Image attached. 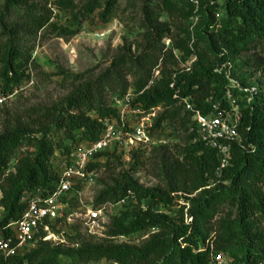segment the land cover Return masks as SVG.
Listing matches in <instances>:
<instances>
[{"label": "trees", "instance_id": "trees-1", "mask_svg": "<svg viewBox=\"0 0 264 264\" xmlns=\"http://www.w3.org/2000/svg\"><path fill=\"white\" fill-rule=\"evenodd\" d=\"M117 1L86 0L77 8L73 0H0L1 96L12 95L35 68L24 41L41 32L69 39L88 19L106 24ZM193 1L196 8L188 0H140L138 41L123 39L97 75L60 70L56 75L69 89L61 100L11 114L0 108V239L12 235L9 225L25 208L21 198L36 191L49 196L62 159L95 143L104 125L116 122L113 99L129 94L134 108H158L149 128L152 136L162 125L176 131L171 146H154L146 155L149 147L131 150L128 170L115 150L98 153L87 164L86 173L102 169L112 177L90 208L126 203L109 218L104 238L87 236L91 242L69 246L35 241L22 254H0V264H58L59 258L70 264H209L217 253L230 264H264V0H222L217 26L214 0ZM53 10L67 13L72 22L52 23ZM195 17L202 22L193 40ZM226 72L240 90L229 89ZM249 88L252 93L243 91ZM226 89L238 109V141L230 144L228 164L217 173L214 150L197 141L191 113L179 102L186 99L194 112L206 114ZM143 169L156 186L143 188L132 178ZM245 185L260 193L254 195ZM79 188L62 198L70 212L75 207L67 196ZM218 216L214 228L207 229ZM61 220L51 227L56 235ZM148 230L155 233L139 247L112 242Z\"/></svg>", "mask_w": 264, "mask_h": 264}, {"label": "rangeland", "instance_id": "rangeland-1", "mask_svg": "<svg viewBox=\"0 0 264 264\" xmlns=\"http://www.w3.org/2000/svg\"><path fill=\"white\" fill-rule=\"evenodd\" d=\"M85 1L73 0V4L78 8ZM213 3L217 7L213 13V20L217 26L222 19V0H214ZM139 7L140 0H118L114 16L106 24L100 23L95 18L88 19L79 22L77 34L69 39H58L45 32H41L35 38L24 41L26 42L25 47L31 48L30 58L34 62L35 68L31 69L29 80L21 84L12 95L3 97L0 94L1 98H3L0 108H5L11 114L17 110L30 107H48L51 103L61 100L66 96L69 89L66 84L62 86L60 82L61 78L56 75L60 70L71 75L86 71H91L93 76L97 75L107 66L108 60L114 55L115 50L121 45L123 39L127 42L138 41ZM70 18L67 13L52 11V23L57 26L68 25L71 21ZM191 22L190 30L193 34L192 39L194 40L193 30L197 27L198 23L202 22V19L195 17ZM200 47L206 48L204 44H201ZM232 80L237 82V79ZM153 112L155 115L159 112V109L156 108ZM1 123L2 117L0 118V131L2 127ZM152 137L154 145L144 149V155L151 148L173 145L175 143L176 131L168 128L166 125H162L155 131ZM52 162L54 165H59L58 159H54ZM98 162L102 164L104 160L101 159ZM119 162L122 169L128 170L130 166L128 157L122 156ZM12 164L13 161L9 164L8 171L11 170ZM131 176L143 188L156 186V182L148 175L147 169H143ZM111 178L109 173L106 174L102 169H98L86 178L85 184L78 189L77 193L71 192L68 194L66 200L74 204L75 208L68 222H62L61 220L57 225V238L61 243L69 246L70 244L80 245L91 242L83 230L81 218H83L84 212L92 206L94 196L103 186L109 185ZM245 187L254 195L260 193L259 188L256 186L245 185ZM125 204L105 206L102 210L104 221L108 223L109 218L116 214ZM159 211L156 209V212ZM221 217H216L215 220L207 224L206 228H214L215 222ZM154 233L155 230H148L126 238L114 239L112 242L139 247ZM58 264L70 263L64 258H59Z\"/></svg>", "mask_w": 264, "mask_h": 264}, {"label": "built area", "instance_id": "built-area-1", "mask_svg": "<svg viewBox=\"0 0 264 264\" xmlns=\"http://www.w3.org/2000/svg\"><path fill=\"white\" fill-rule=\"evenodd\" d=\"M188 1L196 8L195 1ZM168 44L169 42L165 41L164 47L167 48ZM191 62L192 60L184 66L185 72L188 71ZM156 75L157 71H154L152 79ZM224 78L228 82L229 89L240 90L237 83L229 78L228 72L225 73ZM229 89L224 91L219 101L210 106L206 114L194 112L186 99L179 102L184 111L191 113L190 120L193 123L197 141L204 147L214 150L219 165L217 173L228 164L230 144L238 141L239 114L235 97ZM243 91L252 93L253 88ZM2 100L3 98L0 97V105ZM130 101L129 94L120 100H112V106L116 110V122L104 125L100 138L95 143L81 146L62 159L58 179L49 196L41 197L36 191L28 198H21V201L25 202L24 211L17 222L9 225L12 235L6 239H0L1 255L13 257L22 254L35 241L54 245L62 244L57 235L51 231V227L60 217L65 222L72 217L74 211H69L67 204L62 202V198L72 187H82L85 184L86 178L90 175L86 173V166L93 157L104 151L115 150L126 158L131 150L154 145L149 128L156 108L143 111L132 107ZM123 203L124 201H120L117 204ZM105 206L109 205L98 209L89 208L84 212L81 224L87 236L96 239L104 238L107 223L103 219L102 210ZM209 264H230V261L223 254L217 253L210 255Z\"/></svg>", "mask_w": 264, "mask_h": 264}]
</instances>
